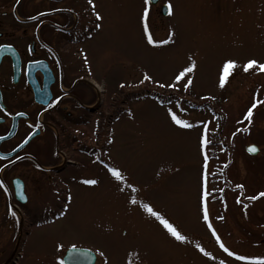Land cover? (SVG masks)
Wrapping results in <instances>:
<instances>
[{
    "label": "rangeland",
    "instance_id": "rangeland-1",
    "mask_svg": "<svg viewBox=\"0 0 264 264\" xmlns=\"http://www.w3.org/2000/svg\"><path fill=\"white\" fill-rule=\"evenodd\" d=\"M90 13L91 74L103 83L109 114L99 121L100 140L95 120L76 129L92 146L108 137L99 149L106 166L74 157V181L55 182L58 200L45 204L59 216L23 227L14 264H61L73 246L93 252L95 264H264L257 258L264 234L256 232L264 199H249L264 187V103L252 109L253 132L238 126L264 101V0H92ZM228 60L236 67L221 87ZM250 60L257 66L244 71ZM147 91L159 101L143 97ZM249 144L259 149L254 157L244 152ZM148 208L185 239L176 240ZM253 222L256 245L247 243Z\"/></svg>",
    "mask_w": 264,
    "mask_h": 264
},
{
    "label": "flooded vegetation",
    "instance_id": "flooded-vegetation-1",
    "mask_svg": "<svg viewBox=\"0 0 264 264\" xmlns=\"http://www.w3.org/2000/svg\"><path fill=\"white\" fill-rule=\"evenodd\" d=\"M90 4L0 0V264L13 253L14 231L21 232L33 220L41 223L59 216L45 204L58 200L55 182L68 186L74 181V157H94L102 169L106 166L99 149L104 153L108 137L99 148L82 142L76 129L95 120L100 140L104 135L99 121L109 114L104 91L94 86L103 83L92 77L86 47ZM256 120L252 114L244 128L238 126L249 134ZM260 193L257 200L264 199ZM260 218L264 220V213ZM257 223L261 236L264 225ZM253 224L247 243L256 245ZM259 242H264V235Z\"/></svg>",
    "mask_w": 264,
    "mask_h": 264
},
{
    "label": "snow or ice",
    "instance_id": "snow-or-ice-1",
    "mask_svg": "<svg viewBox=\"0 0 264 264\" xmlns=\"http://www.w3.org/2000/svg\"><path fill=\"white\" fill-rule=\"evenodd\" d=\"M89 3H91V0H89ZM145 3L147 4L148 3V0H145ZM171 6L169 5V8ZM147 16V8L145 9V17ZM97 19H100L99 15L97 16ZM147 31V29H145ZM148 43L149 44H154L156 43L155 41H153L151 35L149 34L148 35ZM160 43H164V41H161ZM254 66H257V61L255 60H250L248 61L244 66V71H248L249 69L253 68ZM195 67V64L194 62L192 63L191 66L185 68L183 71H181L177 76H176V80H180L186 72H191L193 71V68ZM236 67V63L235 61H232V60H228L224 63L223 65V69H222V74L220 76V86L223 87L224 86V83H225V78L226 76L229 74L230 70L234 69ZM258 68L262 71H264V64H259L258 65ZM149 77H145V79H148ZM189 84L191 83V81L188 82ZM161 87H163V85H161ZM185 87L187 88L188 87V84L185 85ZM264 103V101H259L257 100L255 103L252 104V107L248 109V112L246 114V119L249 120V122L251 121V116H252V109L255 108L257 106V104H262ZM172 120L177 124V125H180L182 127H190L189 124H187L185 121L183 120H180L176 117L175 114H172ZM206 143V141H204ZM249 152H255L257 151V149L254 147V146H250L249 147ZM110 171L112 172V174L117 178V179H120L121 176H120V173L118 171H116L115 169H110ZM85 184H88V185H94L97 183L96 180H85L84 181ZM260 196L264 197V192H261L259 194ZM249 199H257V197L253 196V197H250ZM134 203V201H133ZM145 207L147 208V205H145ZM148 211L153 215L155 216L159 221L160 223L164 226L165 229H167V231L173 236L175 237L176 240L178 241H183L185 239V237L183 235H181L177 230L176 228L173 227L172 224H170L166 219H164L159 213L157 212H153L151 208H148ZM204 219L205 221L208 220V216H207V211L205 210V215H204ZM209 227H211V225H209ZM213 235H215V233H213ZM217 240H219V238L217 237ZM221 247L224 248V245L221 244ZM72 251H76L75 249V246H73L72 248ZM201 251H203V249H201ZM224 251L225 252H228V249L227 248H224ZM229 255H234V253H231L229 252L228 253ZM238 259L240 260H245L246 257L244 256H238L237 257ZM63 264V262H62Z\"/></svg>",
    "mask_w": 264,
    "mask_h": 264
},
{
    "label": "water",
    "instance_id": "water-1",
    "mask_svg": "<svg viewBox=\"0 0 264 264\" xmlns=\"http://www.w3.org/2000/svg\"><path fill=\"white\" fill-rule=\"evenodd\" d=\"M158 1L159 0H148V2L152 5H155ZM167 12V6L163 5L161 7V15L165 16ZM249 147L246 148V152L251 156L256 155L257 151L249 152ZM95 260L96 257L94 253L89 250L76 249V251H72V249H68L63 256L62 262L63 264H94Z\"/></svg>",
    "mask_w": 264,
    "mask_h": 264
}]
</instances>
